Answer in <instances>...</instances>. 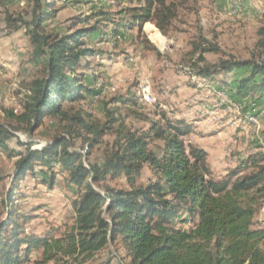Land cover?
<instances>
[{
  "label": "rangeland",
  "instance_id": "1",
  "mask_svg": "<svg viewBox=\"0 0 264 264\" xmlns=\"http://www.w3.org/2000/svg\"><path fill=\"white\" fill-rule=\"evenodd\" d=\"M167 5L176 17L162 33L155 22L130 25L134 9L144 6L141 2L57 1L54 17L44 24L46 36L62 38L98 26L107 35L100 38L95 34L91 43L87 41L82 47L95 52L77 71L97 76L89 83L87 99L65 105L66 117H46L39 129L30 132V127L17 126L6 115L12 110L22 114L33 83L46 77L44 59L34 57L33 44L22 25L31 22L36 5L33 0H0V122L20 128L13 131L16 137L9 141V149L22 151L18 145L22 142L40 150L56 138L66 137L70 151L82 154L86 166H102L118 151L123 142L120 137L149 133L152 123L164 125L165 114L173 122L184 121L193 127V133L182 140L211 152L215 179L240 167L251 172L246 162L264 157V93L242 100L232 93L239 79L250 75L249 68L233 67L227 74L219 71L212 79L200 71L215 70L221 62L264 64V0H169ZM13 23L21 29L12 31ZM121 26L122 35L116 37L115 29ZM204 41L218 46L221 53L207 54L201 61L194 45ZM144 90H148L151 101L144 99ZM236 102L240 110L233 107ZM252 115L257 125L248 121ZM79 117L103 132L93 148L88 145L94 135L76 124ZM16 162L0 149V222L8 218V208H14L19 217L29 219L23 225L25 235L59 237L73 225V202L78 197L69 185L68 173L59 166L54 168L53 189L42 185L40 168L14 185ZM151 179L152 172L146 167L140 183L146 185ZM104 186L126 189L127 183L121 177ZM12 189L16 198L7 207L6 197ZM182 217L189 219L186 213ZM195 223L194 219L178 226L189 230ZM255 223L264 227V197ZM39 258L40 253L30 255L32 264ZM83 264H130V260L116 244Z\"/></svg>",
  "mask_w": 264,
  "mask_h": 264
},
{
  "label": "trees",
  "instance_id": "2",
  "mask_svg": "<svg viewBox=\"0 0 264 264\" xmlns=\"http://www.w3.org/2000/svg\"><path fill=\"white\" fill-rule=\"evenodd\" d=\"M57 1L65 0H45L44 6L43 0H33L32 20L22 22L34 57L44 59L46 77L33 83L23 103L24 112L18 115L12 110L6 118L17 126L30 127V132L39 129L46 117H66L65 105L87 99L89 83L97 76L77 71L95 52L82 47L87 41L90 44L95 34L100 38L107 35L98 26L62 38L46 36L44 24L54 17ZM168 1L129 0L144 3L134 9L130 25L155 22L166 33L176 17ZM10 26L12 31L22 27ZM123 27L115 29L116 37L122 35ZM194 52L205 61L207 54H220L221 49L204 41L194 45ZM233 67L251 69L250 75L240 78L231 89L237 100L264 93V64L221 62L217 69H204L200 75L212 79L219 71L232 72ZM162 119L164 125L152 123L149 133L120 137L123 142L118 151L102 166H86L82 154L70 151L66 137L56 138L40 150L33 149L31 143L18 142L23 150L13 152L8 143L16 137L13 131L20 128L0 122V149L17 159L14 185L40 168L42 185L53 189L54 168L59 166L68 173L69 185L78 194L73 202V225L59 237L25 235L23 225L29 219L8 208V218L0 222V264H32V253H40L33 264H83L116 244L130 264H264V227L255 223L264 197V157L246 162L252 169L249 173L240 167L215 179L207 152L182 140L193 133V127L184 121L173 122L165 114ZM76 124L94 135L89 149L100 143L103 132L81 117ZM146 167L152 179L143 185L140 180ZM121 177L126 179V189L104 186ZM14 193L13 189L8 192L7 207L14 203ZM183 213L189 219L182 217ZM194 219L189 230L178 226Z\"/></svg>",
  "mask_w": 264,
  "mask_h": 264
},
{
  "label": "built area",
  "instance_id": "3",
  "mask_svg": "<svg viewBox=\"0 0 264 264\" xmlns=\"http://www.w3.org/2000/svg\"><path fill=\"white\" fill-rule=\"evenodd\" d=\"M143 94H144V99H145L146 101H151V98H150V96H149L148 90H144V91H143ZM217 94H218L219 97L222 96L221 93H217ZM233 107H234L236 110H240V109H241V105H240L239 102H236V104H234ZM14 112H15L16 114L18 113L17 110H14ZM247 119H248V121H249L252 125H257V123H258V120H257V118H256L254 115L248 117Z\"/></svg>",
  "mask_w": 264,
  "mask_h": 264
},
{
  "label": "crops",
  "instance_id": "4",
  "mask_svg": "<svg viewBox=\"0 0 264 264\" xmlns=\"http://www.w3.org/2000/svg\"><path fill=\"white\" fill-rule=\"evenodd\" d=\"M201 149L205 150L209 156V159H210V162L211 164L213 165V167H215V164H214V157L212 156L211 152H209L205 147H200Z\"/></svg>",
  "mask_w": 264,
  "mask_h": 264
}]
</instances>
